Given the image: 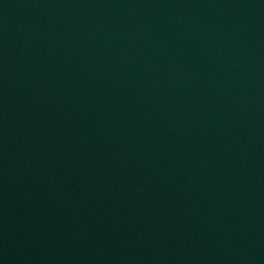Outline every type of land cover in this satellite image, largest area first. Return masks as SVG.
I'll return each instance as SVG.
<instances>
[{"label":"water","instance_id":"obj_1","mask_svg":"<svg viewBox=\"0 0 264 264\" xmlns=\"http://www.w3.org/2000/svg\"><path fill=\"white\" fill-rule=\"evenodd\" d=\"M0 264H264L260 0H0Z\"/></svg>","mask_w":264,"mask_h":264}]
</instances>
